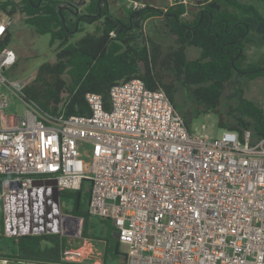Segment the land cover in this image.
<instances>
[{
  "label": "built area",
  "instance_id": "built-area-1",
  "mask_svg": "<svg viewBox=\"0 0 264 264\" xmlns=\"http://www.w3.org/2000/svg\"><path fill=\"white\" fill-rule=\"evenodd\" d=\"M126 1L133 11L147 5ZM12 23L0 11V43ZM17 62L13 48L0 49V211L4 199L8 235L81 234L82 220L62 210L55 191L88 180V213L112 221L125 264H264V136L224 129L216 137L206 124L196 131L163 88L141 78L113 84L108 107L92 92L89 114H53L27 98L33 77L3 75ZM8 92L26 105L24 115L6 112Z\"/></svg>",
  "mask_w": 264,
  "mask_h": 264
},
{
  "label": "trees",
  "instance_id": "trees-1",
  "mask_svg": "<svg viewBox=\"0 0 264 264\" xmlns=\"http://www.w3.org/2000/svg\"><path fill=\"white\" fill-rule=\"evenodd\" d=\"M214 2L224 8L217 9L212 6ZM151 4L147 2L144 8L129 10L125 20L110 14L108 2L104 1L98 4L97 0H91L77 12L63 0H0V11L11 17L24 15L33 31L50 34L51 44L58 42L56 60L41 64L36 77L25 88L27 98L53 114L65 111L67 115H86L90 113L88 93L102 94L108 107L113 84L141 78L150 89L166 91L190 128L194 118L213 112L218 114V124L224 129L241 134L250 129L255 138L264 136V110L241 94L237 107H231L226 117L219 111L238 70H253L249 72L251 78L264 76V60L242 67L252 33L244 18L253 15L264 22L262 12L255 5L238 0H194L188 6H169L166 10ZM186 12L191 14L189 19L184 16ZM158 17L164 19L167 32L175 38L174 46L166 48L152 37L146 44H140L136 28H141L143 21ZM81 22L98 25L93 33L73 43L71 38L81 30ZM111 31L116 33L114 37ZM10 40L9 31L0 49L8 46ZM189 46L199 47L200 56L188 58ZM182 89L190 91L203 109L194 114L184 109L186 102L179 103L177 99ZM236 109L240 115L234 114ZM90 187L87 180L80 190L60 192L61 198L72 200L66 212L84 219V238L92 237L91 227L97 230V223L105 219L98 217L97 222L88 213ZM0 221L3 223L0 238H7L0 246V251L6 250L0 253L4 259L16 264L64 263L63 253L68 244L60 233L8 235L5 221L3 218ZM111 230L109 227L98 237L105 240L106 254L124 255Z\"/></svg>",
  "mask_w": 264,
  "mask_h": 264
},
{
  "label": "rangeland",
  "instance_id": "rangeland-1",
  "mask_svg": "<svg viewBox=\"0 0 264 264\" xmlns=\"http://www.w3.org/2000/svg\"><path fill=\"white\" fill-rule=\"evenodd\" d=\"M18 1V0H17ZM145 2L152 3L156 7H160L166 10L169 7L168 0H144ZM245 3L255 5L260 12L264 15V0H238ZM109 13L123 18L126 20L129 8L126 0H108ZM191 14L185 15V18H190ZM99 23V22H98ZM164 19L151 18L143 21L141 28H136L135 32L140 35V44L147 43L150 37L157 39L162 43L164 47L169 48L175 45V38L171 36L164 26ZM97 23L81 22L80 31L75 32L71 38V42H77L87 33H93L96 30ZM11 40L8 46L13 48L18 54V62L15 66L3 71V75L11 82L15 80H26L30 77L34 79L41 64L45 62H54L56 60V52L58 42L51 44L50 34H38L28 26L25 22V16L17 14L13 17V23L10 26ZM142 33V34H140ZM250 42L245 48V62L242 67L250 64H258L264 60V39L258 32H252L250 35ZM187 56L190 59H194L200 56L201 49L195 46L187 47ZM241 94L247 100L254 102L258 107L264 110V76L256 78L244 77L241 74H236L232 84H229L225 95L223 97L222 104L219 111L225 115V117L231 112V107H237L239 95ZM9 107L6 112L15 114L18 116L24 115L26 105L18 99L14 94L8 92ZM178 102L185 101L184 109L191 111L193 114L197 110H202L203 107L198 105L194 95L188 90H180L177 94ZM234 114L240 115L237 109ZM250 118V117H249ZM218 114L209 112L202 113L200 116L194 118L192 123L193 129L201 131L203 124L209 126V132L219 137L224 130L218 124ZM232 123L234 120H231ZM197 127V128H195ZM3 176H0V194L4 193ZM4 196V194L2 195ZM3 210L0 211V219L6 223V202L1 200ZM60 205L64 212L70 209L72 200L68 198H60ZM95 221H100L98 217L93 216ZM0 231L3 229V223L0 221ZM85 222L82 221V231L84 230ZM111 228L112 237L116 238L115 230L113 229V223L110 219H103L102 222H98L95 231L91 227L90 238H84L81 234H72L70 232H58L66 238L68 247L63 253V264H125L126 259L124 255H111L105 252V240L102 235L106 229ZM57 232V231H56ZM97 235V237H93ZM8 236V235H7ZM117 239V238H116ZM7 241L6 237L0 238V246L4 245ZM122 253L123 248H121ZM2 254L6 253V250L0 251ZM0 264H16L14 260L4 259L0 256Z\"/></svg>",
  "mask_w": 264,
  "mask_h": 264
},
{
  "label": "water",
  "instance_id": "water-1",
  "mask_svg": "<svg viewBox=\"0 0 264 264\" xmlns=\"http://www.w3.org/2000/svg\"><path fill=\"white\" fill-rule=\"evenodd\" d=\"M63 1H65L70 8L76 9V11L78 12L81 7L89 4L91 0H63ZM97 1H98V4H100V2L102 1L106 3L108 2V0H97ZM138 1H141V0H138ZM212 6H215L217 9L224 8L221 5L217 4L216 2H214ZM229 9L235 10V12H239L238 9H234L232 6H229ZM244 20L250 24L251 30H255L256 32L262 34V38L264 39V22H259L253 15L246 16ZM55 197L57 200H60L61 197H60L59 191H55ZM71 217L77 220L83 221L82 217L75 216V215H72Z\"/></svg>",
  "mask_w": 264,
  "mask_h": 264
},
{
  "label": "flooded vegetation",
  "instance_id": "flooded-vegetation-1",
  "mask_svg": "<svg viewBox=\"0 0 264 264\" xmlns=\"http://www.w3.org/2000/svg\"><path fill=\"white\" fill-rule=\"evenodd\" d=\"M259 22H262V21H259ZM251 31L254 32L255 30H251ZM261 37H262V34H261ZM251 71H253V70H251V69H242L240 71L238 70L237 73L243 75L244 77L250 78V76H249L250 73L249 72H251ZM62 216H63V213H62L61 209L56 211L54 216H53L55 218V220H56L57 229H61V227H62V224H63L62 223V220H63ZM40 233H43V231H41Z\"/></svg>",
  "mask_w": 264,
  "mask_h": 264
}]
</instances>
